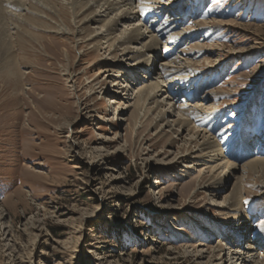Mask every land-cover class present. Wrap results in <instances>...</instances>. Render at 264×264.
Returning a JSON list of instances; mask_svg holds the SVG:
<instances>
[{
    "label": "rangeland",
    "instance_id": "rangeland-1",
    "mask_svg": "<svg viewBox=\"0 0 264 264\" xmlns=\"http://www.w3.org/2000/svg\"><path fill=\"white\" fill-rule=\"evenodd\" d=\"M22 1L38 14L0 11V264H206L195 247L226 253L242 235L264 255V184L241 169L264 158V0H132L137 24L160 35L150 76L245 176L240 235L217 207L240 173H200L189 136L156 124L154 105H128L133 76L116 88L101 72L109 52L81 40L105 19L78 33L97 7ZM243 141L253 148L235 149Z\"/></svg>",
    "mask_w": 264,
    "mask_h": 264
},
{
    "label": "bare ground",
    "instance_id": "bare-ground-1",
    "mask_svg": "<svg viewBox=\"0 0 264 264\" xmlns=\"http://www.w3.org/2000/svg\"><path fill=\"white\" fill-rule=\"evenodd\" d=\"M34 1L41 3L42 0H34ZM46 1H50V0H46ZM25 4L26 2L25 1L23 2L22 0H0V11L4 10V12H8V10L5 9L6 8L5 5L6 6L16 5L23 7L32 13L38 14V11L35 8H33L34 10L31 8H27L25 7ZM94 5L97 8L94 7L95 9L85 14V16L81 20H79L81 24H86L87 26L85 27L83 26V28L82 26H80L81 29L78 30V33L79 34L85 33L87 31L86 29H91V26L97 25L101 21H103V19H105L104 23L96 27L94 26L95 29L94 30L92 29L93 31L91 32L88 31L87 34L83 36L81 40H84V42H86L87 45H91L93 48L92 51L106 49V51L109 52V55L111 57L109 58L107 56L108 58L107 57L104 58L106 62L105 65L101 68V72L107 74L105 76H107L108 78L112 77L113 85L117 86L116 88H118L120 82H123L121 80L123 76L127 74L133 76V77L131 76L132 78H130V80H133L135 82L124 80L128 83H126L125 86H123L124 85L123 84L121 87L123 88L122 91H128L129 89H127L126 87H130L134 89L132 90L133 92L131 94L133 96L130 98V100L133 102H130L132 104L128 103V105L129 106L132 105V107H134L138 113L143 108H146L147 104L154 105L153 107L156 108L158 112L157 113L158 119L156 118L155 121L156 124L162 121V124H159L160 126L164 124L166 126H169L173 130V133L182 135L181 132H184V135H182L183 137L189 136V139L184 138L185 140L184 142H187L186 144H189L190 142V144L194 145L193 146L194 148L188 150L190 151L189 153L191 154V156L189 157H192L191 159L195 161L194 163L196 165H200L202 167L199 170L200 173L209 172L211 174H214V172H217L219 169L222 168V171L224 169L223 172L229 170L231 175L238 174L240 169L236 164L229 163L228 160L221 161L222 159L221 154L219 152V149L216 148V144L214 143L213 139L209 135L202 132L203 130L202 131L200 129L197 130L196 128L194 129L191 126V122L189 119V115L191 111L189 114L187 112V109L189 108L182 109L179 106L172 104L173 101L171 100L173 99L175 93L174 95L171 94L170 91L167 90V87H163L164 84H162L161 81H158V79L155 80V78H153L154 76L153 77L150 76L151 68L154 67L152 73H154L155 70L160 71L159 68L160 65L162 64L161 63L157 65L158 63L157 50H159L158 48L160 44V40L157 37H160V35L152 33V31L149 29L151 25L149 26L146 25L143 28L142 26L137 24V21L143 20L144 16L142 19L139 18L141 16L139 15L137 16L138 13L133 10L134 7L132 4V0H71V4H70L71 9L73 10L76 9V12L78 11L77 8H80L82 10L81 12L82 15ZM67 30H68L67 27L64 28L59 26L50 31L69 34ZM153 31L155 32V30ZM103 39H105V42H103ZM117 50H119L118 51L120 52L119 54L118 53L115 54ZM124 61L126 63H124ZM170 62H172V60ZM141 69L143 70V74H137L136 72H138V70ZM137 75L139 79L135 77ZM114 93H121V92L117 90ZM163 94L164 95L168 94L169 99H167V95L166 98H164V100H166V103L164 101H161L162 99L161 100L159 99V96H162ZM114 98H118V96L116 95L111 97L110 103L112 104L115 103ZM165 104L169 106L168 109L164 108L166 106ZM204 108H205L204 106L200 105V110L204 111ZM116 111L117 108H115V112ZM233 145H235V149L239 148V150H250L253 148L251 143L249 142L247 143L244 141L238 142ZM244 164L243 166L241 165L242 167L241 169H244L243 171L247 172L248 174L253 173L258 175L260 180L264 182V158H253V159L251 158L250 160H248V162L246 161V163ZM218 177L219 176L216 174L213 180L209 181L205 187L208 188L210 191H214L213 187H215V185L218 184L217 183ZM244 177L245 176L243 174L241 173L238 174L237 178H235L236 181L232 184V188L230 192L225 196V198L221 202L222 204L219 205L217 204V207H219L218 211L221 212L222 214H225L227 212L230 213L232 212V214L235 213L233 214L234 218L227 217L226 221L227 220L228 221L226 223L221 222L220 228L223 230V228H225L224 227L225 225H229L232 227L235 226L236 228L240 227L241 229L239 231L237 230L238 235H240L241 233L240 231L242 230V228L250 227L249 225L247 226L248 218L246 216H243L242 213L240 214V216H238V213L241 210L240 199H241V194L243 193L242 184L244 183L243 181ZM263 182L262 184H264ZM235 219H238V222L235 221ZM243 237L244 235H242L241 238L239 236V240H236V245L235 246L230 245L228 247L229 248L228 252L226 253H224L223 249L219 246H216L217 248L213 250L214 252H218L216 254L214 253V255L205 256L206 251L204 249H198L196 247L194 251L196 253V256L198 257H207L208 258L207 263L210 262V264H264V255H262L261 252H258V250L256 249L259 246L258 243H256L258 240L256 239V242L255 240H251L249 243L243 245V243L241 242V239L243 240ZM230 243L231 242H229L228 245Z\"/></svg>",
    "mask_w": 264,
    "mask_h": 264
}]
</instances>
